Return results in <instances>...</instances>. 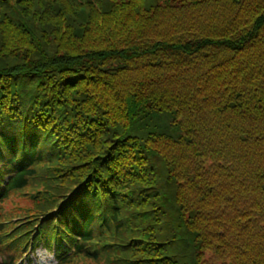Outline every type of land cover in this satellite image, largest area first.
Wrapping results in <instances>:
<instances>
[{"label":"trees","instance_id":"trees-1","mask_svg":"<svg viewBox=\"0 0 264 264\" xmlns=\"http://www.w3.org/2000/svg\"><path fill=\"white\" fill-rule=\"evenodd\" d=\"M32 183L60 264H264V0H0V221Z\"/></svg>","mask_w":264,"mask_h":264},{"label":"rangeland","instance_id":"rangeland-1","mask_svg":"<svg viewBox=\"0 0 264 264\" xmlns=\"http://www.w3.org/2000/svg\"><path fill=\"white\" fill-rule=\"evenodd\" d=\"M34 186L35 184L32 183L30 185L31 188H28L25 191H22L21 193H15L11 195V198L6 202V204L3 207V212L7 217L9 218L25 217L28 214V211L32 210L39 200L44 199L46 201L48 199V196L45 193H39V192L37 193L35 191H31L34 190L33 189ZM20 214L23 215L26 214V215L19 216ZM9 250L10 249L7 250L0 249V251L4 252L6 256L8 255L7 253ZM49 257L50 256H45L43 252H39L38 254L35 253L34 256H31L28 259L29 261L27 260L24 264H28V263L30 264V262L31 264H54L52 260L53 258L52 257L49 258ZM2 260L3 257L0 256V264H2ZM18 262L19 259L17 258L15 264Z\"/></svg>","mask_w":264,"mask_h":264}]
</instances>
